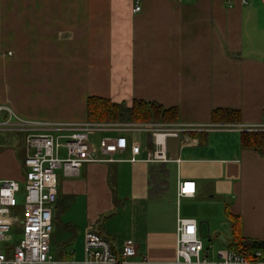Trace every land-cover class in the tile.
Wrapping results in <instances>:
<instances>
[{
    "label": "crops",
    "instance_id": "0c3cea01",
    "mask_svg": "<svg viewBox=\"0 0 264 264\" xmlns=\"http://www.w3.org/2000/svg\"><path fill=\"white\" fill-rule=\"evenodd\" d=\"M94 1L35 0L22 27L20 10L0 0V123L8 111L29 121L87 122L86 100L96 96L174 108V123H150L194 130L159 139V148L149 132H125L140 145L136 161L128 148L116 162L84 165L77 177L58 172L53 258L73 260L67 246L92 223L116 255L129 242L134 260L176 264L177 219L195 220L202 238L209 218L198 222L183 207L205 211L214 200L227 224L207 222L211 251L227 250L226 215L241 237L264 242V156L242 149L238 130L264 127L262 0H140L138 14L134 0ZM217 109L238 111L239 123H212ZM156 149L165 160L148 159ZM24 159L25 135L0 131V181L20 184L19 209ZM185 181L194 194L179 198Z\"/></svg>",
    "mask_w": 264,
    "mask_h": 264
},
{
    "label": "built area",
    "instance_id": "2783aa9c",
    "mask_svg": "<svg viewBox=\"0 0 264 264\" xmlns=\"http://www.w3.org/2000/svg\"><path fill=\"white\" fill-rule=\"evenodd\" d=\"M140 11V0H134L132 13L138 14ZM8 113V118L0 123V131L25 135L23 164L26 171L23 203L20 206L23 212L21 221L17 213L11 212L19 209L17 196L21 193L20 184L14 180L0 181V264H145L146 258L133 259L135 250L129 242L123 244L119 254H114L110 244L97 233L92 223H87L83 232L81 261H58L53 258L49 240L57 199V173L61 172L67 178L77 177L84 165L116 162V157L128 148L130 161H136L140 145L136 141L129 143L125 132H149L154 146L159 148V139L176 136L179 130H194V127L159 123L29 121ZM238 130L244 132L247 129L240 127ZM249 131L264 132V127H253ZM96 135H100L97 142L94 141ZM165 158L164 152L158 149L148 155L149 160L161 161ZM194 189L193 182H182L178 197H191ZM19 222L21 237L15 240L11 232ZM215 253L214 256L209 251L204 253L195 220L177 219L176 264H264V254L261 252H254L250 259L228 250Z\"/></svg>",
    "mask_w": 264,
    "mask_h": 264
},
{
    "label": "trees",
    "instance_id": "16d2710c",
    "mask_svg": "<svg viewBox=\"0 0 264 264\" xmlns=\"http://www.w3.org/2000/svg\"><path fill=\"white\" fill-rule=\"evenodd\" d=\"M87 122L89 123H114V124H147L153 121L174 123L176 109H163L155 103L133 101L130 107L124 104H114L107 98L90 96L85 103ZM240 121L238 111L217 109L211 113V122L218 124H237ZM240 146L249 149L260 156H264V132H242ZM231 225V239L227 242V250L252 258L254 252L264 254V242L241 237L237 219L226 215Z\"/></svg>",
    "mask_w": 264,
    "mask_h": 264
},
{
    "label": "rangeland",
    "instance_id": "374dc122",
    "mask_svg": "<svg viewBox=\"0 0 264 264\" xmlns=\"http://www.w3.org/2000/svg\"><path fill=\"white\" fill-rule=\"evenodd\" d=\"M5 1L7 4L13 5L15 11H17V9L20 10L19 12H16L18 22L19 23L21 22L22 27L25 26V22L27 21L26 20L27 14L31 11L33 4L36 3L35 0H5ZM96 2L108 4V3L112 2V0H96V1H94V3H96ZM30 66L31 65L29 64V67ZM41 68H44V69L48 68L47 64H44ZM105 124H111V123H105ZM1 136L4 139H8V140L11 139L10 136H8V135H1ZM17 202H18V204H20V202H21L19 195L17 196ZM22 203H23V200H22ZM219 203H220L219 200H214V204L212 206H210L208 210H205V211H204V209H201V210L198 209V210H194L192 212L191 209H187L185 207H183V210H182L183 215H184V213L188 212V214H189L188 216H191V215L194 216L198 220V222H201L202 220H204L203 216L209 217L208 221L204 220V222L201 223L204 235H202V238L200 236L199 237H200V240L203 244L204 253L209 251L210 253H212V256H214L216 253L213 250L211 252L209 242L206 240L207 222H208V225L209 224L213 225V227L214 226L215 227H221V225H223L224 223L227 224L226 222H224L223 214H222V206H221V203L220 204ZM11 212L17 213L19 215V218L21 221V219L23 218L22 209L11 210ZM185 215H187V213ZM20 228H21V224L19 222V224L14 229H12L11 233L14 236L15 240H18L21 237ZM60 235H61V231L60 230L56 231V236L61 237ZM82 239H83V237H81L80 242L77 240V242L70 243L67 246V253L71 252V251L74 252V256L71 258L77 262L81 261L82 257H83V241H82ZM65 247H66V245H64V248ZM59 248H61V246L58 247V249ZM54 255H55V253H54Z\"/></svg>",
    "mask_w": 264,
    "mask_h": 264
}]
</instances>
